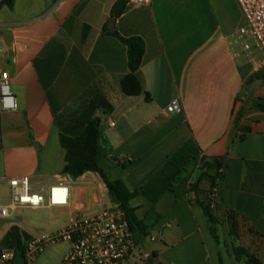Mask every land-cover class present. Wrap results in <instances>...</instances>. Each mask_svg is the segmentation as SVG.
<instances>
[{
  "label": "crops",
  "instance_id": "crops-1",
  "mask_svg": "<svg viewBox=\"0 0 264 264\" xmlns=\"http://www.w3.org/2000/svg\"><path fill=\"white\" fill-rule=\"evenodd\" d=\"M118 1L15 0L9 7L0 0V64L19 105L1 117L0 181L28 176L39 193L66 183L70 205L44 207L68 216L59 229L72 217L116 205L97 173L63 174L66 150L56 117L96 85L112 105L94 113L101 119L99 165L138 192L130 206L148 227L146 242L126 264H154L153 253L163 264H238L224 244L226 227H217L219 243L192 189L203 161L214 159L224 161L217 199L237 214L241 244L264 264V80L238 65L226 42L245 22L240 5L129 3L115 31L146 44L137 72L144 92L131 97L122 89L127 47L104 34ZM174 100L182 113L166 112ZM12 227L0 231L1 244ZM63 244L57 264L70 250Z\"/></svg>",
  "mask_w": 264,
  "mask_h": 264
},
{
  "label": "built area",
  "instance_id": "built-area-1",
  "mask_svg": "<svg viewBox=\"0 0 264 264\" xmlns=\"http://www.w3.org/2000/svg\"><path fill=\"white\" fill-rule=\"evenodd\" d=\"M151 0H131L141 5ZM241 7L244 24L227 37V45L238 65H249L253 74L264 72V0H237ZM2 21L0 19V30ZM2 42L0 41V56ZM19 109L12 89L11 75L0 64V121L8 112ZM180 100L172 101L168 114L182 113ZM10 188V204L0 206V218L24 208L66 207L70 205V187L59 182L47 193L34 192L28 176L5 180ZM218 193V192H217ZM152 240H156L152 237ZM67 243L70 250L61 264H126L139 245L125 213L114 205L97 214L72 217L63 228L51 236L23 240L24 264H34L50 244ZM16 249L4 248L0 242V264H15Z\"/></svg>",
  "mask_w": 264,
  "mask_h": 264
},
{
  "label": "trees",
  "instance_id": "trees-1",
  "mask_svg": "<svg viewBox=\"0 0 264 264\" xmlns=\"http://www.w3.org/2000/svg\"><path fill=\"white\" fill-rule=\"evenodd\" d=\"M14 2L15 0H2V3L9 7H12ZM104 34L115 36L128 50L129 73L122 82L123 92L131 97L142 95L144 91L137 78V72L142 66L146 52L145 41L141 37H122L117 31L112 32L109 27L104 29ZM253 79L264 80V72L255 74ZM259 106L264 108L261 104ZM96 109L112 111V105L95 85L80 97L73 106L56 117V123L60 129L61 145L66 150L63 174L76 179L88 172L97 173L108 189L112 201L125 213L137 243L144 244L149 236L148 227L138 219L136 210L130 206V202L138 192H131L121 180H112L99 165L101 119L94 116ZM211 170H217V174L215 176L209 175ZM201 171L198 183L192 189L196 194L197 202L203 208L210 222L212 235L220 243L217 227L224 224L228 234L225 244L229 247L238 264H263L255 254L241 244L237 214L225 209L217 199L220 182L224 178L223 159L204 160ZM208 183L211 184L210 191L204 189ZM205 198L209 199V204L205 203ZM24 238L31 240L33 237L14 226L5 236L2 246L23 250ZM157 258L158 255L153 253L152 261L154 264H163L157 261Z\"/></svg>",
  "mask_w": 264,
  "mask_h": 264
},
{
  "label": "rangeland",
  "instance_id": "rangeland-1",
  "mask_svg": "<svg viewBox=\"0 0 264 264\" xmlns=\"http://www.w3.org/2000/svg\"><path fill=\"white\" fill-rule=\"evenodd\" d=\"M33 191L35 192V190ZM10 201L8 184L4 180L0 181V206H7L10 204ZM67 221L68 216L62 215L59 210L26 208L12 213L9 218H0V231L8 226H16L32 237L51 236L54 231L62 227ZM65 248L63 243L50 244L34 264H57V258ZM52 254L55 257H52ZM229 264L236 263L230 259Z\"/></svg>",
  "mask_w": 264,
  "mask_h": 264
},
{
  "label": "water",
  "instance_id": "water-1",
  "mask_svg": "<svg viewBox=\"0 0 264 264\" xmlns=\"http://www.w3.org/2000/svg\"><path fill=\"white\" fill-rule=\"evenodd\" d=\"M130 1L131 0H119L117 5L115 6L114 11H113V16L110 19L109 24H108V27L112 32L115 31V24H116L117 17L125 11L127 6L129 5ZM216 174H217V170H211L209 172V175H211V176H215ZM204 189L206 191H210L211 190V184L208 183L206 186H204ZM205 203L209 204L208 198H205ZM146 246H147L146 252L150 253V246L148 244H146ZM24 261L25 260L23 257V251L18 250L17 254H16V258H15V264H24Z\"/></svg>",
  "mask_w": 264,
  "mask_h": 264
}]
</instances>
